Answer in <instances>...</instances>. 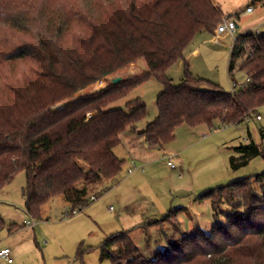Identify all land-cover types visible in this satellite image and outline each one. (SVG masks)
<instances>
[{
    "label": "trees",
    "instance_id": "1",
    "mask_svg": "<svg viewBox=\"0 0 264 264\" xmlns=\"http://www.w3.org/2000/svg\"><path fill=\"white\" fill-rule=\"evenodd\" d=\"M115 1L120 5L116 15L92 21L88 15H73L86 23L89 33L71 31L65 15L50 17L38 37L27 17L8 19L13 28L36 35L32 51L17 45L7 54L0 49V69H6L0 83V189L25 171L26 211L34 217L41 218L45 205L59 195L70 212L82 209L91 195L116 179L125 161L114 149L122 133L135 130L147 116V109L140 99L129 101L126 110L107 107L153 76L162 81L163 91L157 99L158 116L140 131L150 146L165 147L181 124L239 123L258 117L264 105V34H240L231 47L229 71L240 60V70L250 79L246 87L228 93L189 69L187 46L199 31L215 33L223 22L218 0ZM13 5L24 9L29 3L16 0ZM63 29L71 31V43H61ZM56 34L59 42L54 43ZM31 57L37 62L23 74L16 73L14 61ZM139 57L148 65L144 73L73 97ZM181 60L185 76L174 84L167 71ZM237 149L239 163L263 153L254 141ZM199 198L209 200L213 208L210 232L173 238L154 259L140 252L128 232H118L101 245V258L116 264H264V171L212 188ZM179 209L156 222L177 227ZM4 228L7 224L0 217V230Z\"/></svg>",
    "mask_w": 264,
    "mask_h": 264
},
{
    "label": "rangeland",
    "instance_id": "2",
    "mask_svg": "<svg viewBox=\"0 0 264 264\" xmlns=\"http://www.w3.org/2000/svg\"><path fill=\"white\" fill-rule=\"evenodd\" d=\"M14 1L2 3L0 49L4 50L3 54L16 45L25 47L26 51L35 49L33 35L35 37L36 33L13 28L8 22L11 17H27L33 25L31 30H38L37 37L47 29V20L53 15H65L66 26L71 27V31L84 29L89 33L86 23L73 19V15H88L92 21L100 15H116L120 7L115 0H27L28 7L22 9L13 5ZM17 1L22 4L24 0ZM218 2L225 14L222 21L228 16L233 18L237 23L236 31L221 35L199 31L184 55L195 77L232 93L247 83V75L239 68L240 60L234 70L229 71L231 47L236 36L242 33L264 34V0ZM106 4L112 6L105 9ZM249 7L255 10L249 12ZM71 31H63L61 43L73 41ZM51 41L59 42L58 35ZM36 62L33 57L21 63L14 61L15 72L23 74ZM147 69L145 58L139 57L73 97L102 89L115 77L122 80ZM5 70L0 69V83ZM167 75L174 84H180L185 76L183 61L171 66ZM234 82L238 85L234 86ZM203 87L208 88V84ZM162 91V81L153 76L107 107L126 110L129 101L140 99L146 105L147 116L136 123V130L128 128L125 134L123 132L121 143L114 149L125 161L121 172L114 181L104 184L106 189L98 191L94 200L89 197L82 209L70 212L69 205L59 195L45 205L41 218L30 215L23 194L27 182L25 171L17 173L0 189V217L7 224V228L0 230V251L9 248L13 259L12 263L0 259V264H116L110 258H101V245L111 235L123 231L129 233L147 259H154L159 250L168 247L171 239L182 234L192 235L198 230H212L215 221L212 205L209 200L200 199V195L264 171V105L257 110L260 118L255 115L239 123L224 125L216 120L213 125L181 124L176 128L175 139L165 145L166 150L158 151L150 149L138 132L158 116L157 99ZM245 134L250 135L248 140ZM251 141L262 147L263 153L239 163L241 153L237 147ZM169 160L175 167L168 164ZM174 208H181L177 213V227L156 222ZM220 219L225 220V216L221 215ZM28 220L35 224L28 225ZM9 225L14 226V230L9 231Z\"/></svg>",
    "mask_w": 264,
    "mask_h": 264
},
{
    "label": "built area",
    "instance_id": "3",
    "mask_svg": "<svg viewBox=\"0 0 264 264\" xmlns=\"http://www.w3.org/2000/svg\"><path fill=\"white\" fill-rule=\"evenodd\" d=\"M253 10H254L253 7L248 8L249 12H251ZM236 28H237L236 21L233 18H227L222 23L219 24V26L216 29V34H218V35L229 34V33L233 34L236 31ZM249 80L250 79L247 77V83L249 82ZM247 83L244 84L243 87H246ZM237 85H238V83L234 82V86H237ZM258 118H260V117L258 116ZM249 138H250V135L245 134V139L248 140ZM168 164L171 165L172 167H175V164L171 160L168 161ZM90 198H91V200H94L96 198V196L91 195ZM27 224L32 226L35 224V222L28 220ZM0 259L3 261H6V262L12 263L13 259L11 257V250L9 248H3L0 251Z\"/></svg>",
    "mask_w": 264,
    "mask_h": 264
},
{
    "label": "crops",
    "instance_id": "4",
    "mask_svg": "<svg viewBox=\"0 0 264 264\" xmlns=\"http://www.w3.org/2000/svg\"><path fill=\"white\" fill-rule=\"evenodd\" d=\"M255 10V9H254ZM253 10V11H254ZM252 12V11H251ZM245 33H249V32H245ZM245 33H242V34H245ZM136 130V129H135ZM138 132V131H137ZM126 132H124L123 134H125ZM122 134V135H123ZM139 136H141L144 140H145V137L143 135L140 134V131L138 132ZM146 141V140H145ZM146 145L149 146L150 149H153V150H158V151H165L166 148L163 147V148H159V147H156V146H150L147 142H146ZM123 159V158H122Z\"/></svg>",
    "mask_w": 264,
    "mask_h": 264
},
{
    "label": "water",
    "instance_id": "5",
    "mask_svg": "<svg viewBox=\"0 0 264 264\" xmlns=\"http://www.w3.org/2000/svg\"><path fill=\"white\" fill-rule=\"evenodd\" d=\"M121 81V77H115V78H113V80H112V82L114 83V84H117L118 82H120Z\"/></svg>",
    "mask_w": 264,
    "mask_h": 264
}]
</instances>
